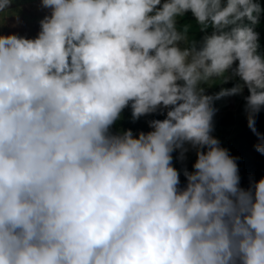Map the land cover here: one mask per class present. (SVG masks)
I'll list each match as a JSON object with an SVG mask.
<instances>
[{"label": "clouds", "instance_id": "obj_1", "mask_svg": "<svg viewBox=\"0 0 264 264\" xmlns=\"http://www.w3.org/2000/svg\"><path fill=\"white\" fill-rule=\"evenodd\" d=\"M15 1L0 264H264V0Z\"/></svg>", "mask_w": 264, "mask_h": 264}, {"label": "rangeland", "instance_id": "obj_2", "mask_svg": "<svg viewBox=\"0 0 264 264\" xmlns=\"http://www.w3.org/2000/svg\"><path fill=\"white\" fill-rule=\"evenodd\" d=\"M26 5L22 1H15L6 13H0V34L16 33L29 38L35 37L40 30V21L37 17L27 16L21 11L14 12L17 8Z\"/></svg>", "mask_w": 264, "mask_h": 264}, {"label": "trees", "instance_id": "obj_3", "mask_svg": "<svg viewBox=\"0 0 264 264\" xmlns=\"http://www.w3.org/2000/svg\"><path fill=\"white\" fill-rule=\"evenodd\" d=\"M189 35L190 37L195 36L193 38L198 40L197 38L198 33L189 32ZM214 85L215 84H213L211 87H213ZM154 118L163 119L164 116L157 113V114H152V115L141 117L139 120L133 122L132 111H131V108L129 107L124 110V112L122 113L121 119L118 120L115 125H113L114 128L112 129V131L117 132L122 129H128V128H131L134 133H138L141 130L148 131L150 129L148 127L147 121L154 119ZM258 161H264V154H262L259 157ZM261 175L264 177V163H263V171Z\"/></svg>", "mask_w": 264, "mask_h": 264}]
</instances>
